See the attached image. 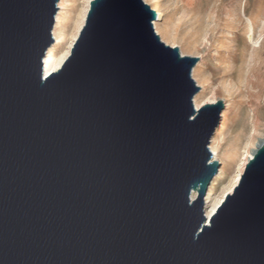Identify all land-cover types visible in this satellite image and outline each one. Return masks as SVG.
<instances>
[{
  "label": "water",
  "instance_id": "water-1",
  "mask_svg": "<svg viewBox=\"0 0 264 264\" xmlns=\"http://www.w3.org/2000/svg\"><path fill=\"white\" fill-rule=\"evenodd\" d=\"M58 2L0 0V264H264V141L204 213L225 104L195 108L199 58L144 0H91L45 76Z\"/></svg>",
  "mask_w": 264,
  "mask_h": 264
},
{
  "label": "rangeland",
  "instance_id": "rangeland-1",
  "mask_svg": "<svg viewBox=\"0 0 264 264\" xmlns=\"http://www.w3.org/2000/svg\"><path fill=\"white\" fill-rule=\"evenodd\" d=\"M89 2L59 0L56 16L61 23L54 25L52 35L57 29L65 39L61 48H55L57 54L69 51L79 37ZM147 2L162 14L154 23L161 40L179 48L182 56L199 58L192 73L200 88L195 95L198 101L203 106L220 100L225 104L220 125L209 144V149L221 145L217 160L221 167L209 191L212 188L213 198H222L235 185L247 152L264 139V0ZM230 72H234L232 78L228 76ZM235 147L239 155L233 159Z\"/></svg>",
  "mask_w": 264,
  "mask_h": 264
},
{
  "label": "bare ground",
  "instance_id": "bare-ground-1",
  "mask_svg": "<svg viewBox=\"0 0 264 264\" xmlns=\"http://www.w3.org/2000/svg\"><path fill=\"white\" fill-rule=\"evenodd\" d=\"M147 2V0H145ZM91 2V0H90ZM90 2H89V7L87 9V12H86V15L85 17L83 18V22L81 23V28H83V25L86 21V18H87V14H88V11H89V8H90ZM145 2V3H146ZM148 3V2H147ZM161 13L160 12H157V18L158 20L160 19L161 17ZM61 23L60 21V17L59 16H56V21H55V24L56 26ZM83 24V25H82ZM155 28H156V31L157 33H159V29L157 27V24H154ZM168 26V25H166ZM164 27V26H163ZM57 28V27H55ZM79 28V26H78ZM79 30V29H78ZM249 30L251 33H253V25H250L249 27ZM81 32V31H80ZM80 34V33H79ZM65 36V35H64ZM67 36V35H66ZM74 37V36H73ZM53 38H54V44L52 45V47L48 50L47 52V55L44 59V63H43V68H44V75L45 76H49L51 75L52 73L54 72H57L58 70L61 69V67L63 66V64L65 63V61L67 60L69 54L71 53V50L73 48V45H74V42L71 44V47H70V50L65 52V53H62V54H57L56 52V47H60L62 46V42L63 40L65 39V37H63L62 34H60L59 32H57V29L54 30V33H53ZM67 38V37H66ZM78 38L76 36V38L74 39V41H76ZM195 73V71H194ZM236 74V73H235ZM234 75V72H230L229 73V77L232 78ZM250 96H252L251 94H249ZM194 105H195V108L197 109V111L199 109L202 108L203 104L204 103H201L200 100L198 101V98L197 97H194ZM212 104L215 103V102H211ZM241 137V136H240ZM264 141L261 140L255 147V149H253L252 151L250 152H247V155L245 157V161L241 167V173L240 175L238 176V179L236 180L235 182V185L230 189L229 193L226 194L225 196H223L222 198H216L214 197L213 198V193H212V188L210 189L207 197L204 199V213H205V216H206V219H207V222L209 223L212 216L216 213V211L218 210L219 206L224 202V200L226 199V196L229 195V194H232L235 187L238 185V183L240 182V179L245 171V168L247 166V164L249 163V161L251 159H253V155H254V152L255 150L257 149V146L260 145L262 142ZM221 145H216V146H211L210 150H211V153H212V156H213V160H219V147ZM238 146V145H236ZM239 155V149L237 147L233 148V151H232V158L233 159H236ZM234 161V160H233ZM198 196V193L197 192H193L192 193V199L195 200Z\"/></svg>",
  "mask_w": 264,
  "mask_h": 264
}]
</instances>
